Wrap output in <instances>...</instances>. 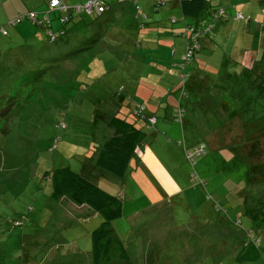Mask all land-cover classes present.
Here are the masks:
<instances>
[{
	"label": "rangeland",
	"instance_id": "1",
	"mask_svg": "<svg viewBox=\"0 0 264 264\" xmlns=\"http://www.w3.org/2000/svg\"><path fill=\"white\" fill-rule=\"evenodd\" d=\"M246 7L240 2L233 10L246 19L248 11L242 10ZM255 16L264 23V7ZM50 17L58 32L60 19L54 13ZM101 23L99 27H103ZM45 33L29 37L35 48L29 55L25 44L16 45L17 58L22 59L16 63L19 65L6 60L0 66V71L13 72L12 83L22 75V83L37 92L30 103L13 102L0 121V264H93L91 234L103 218L66 198L52 200L50 174L60 167L81 173L89 148L97 146L99 134L101 140L107 136L96 127L102 103L124 86V77L132 71L131 60L126 54L112 52L114 46L107 42L106 50L101 51L98 44L86 56V66L78 70L75 64L81 54L72 43L79 37L53 43ZM0 38L11 40L9 36ZM138 72L147 75L145 80L155 81L151 67L141 66ZM246 79L235 85L237 96H229L230 109L222 105L225 93L205 90L204 97L213 94L214 100L209 106L200 104L205 114L203 128L187 124L184 129L183 123L172 118L164 126L180 125L181 138L162 134L154 140L149 136L147 143L153 145L167 174L158 177L141 167L138 174L129 170L122 180L129 195L123 216L113 221V227L127 244L134 264H258L263 256V220L249 229L256 235L259 231L260 245L243 232L252 227L243 210L245 193L264 198L259 189L264 185V98L258 89L247 99L246 91L240 90ZM233 109L243 117L244 127L237 139H228L233 133L225 132L235 125L225 115H231ZM202 145L201 156L188 157ZM167 178L173 185H181L179 193L165 191L161 179ZM97 181L115 195L120 190L119 183ZM245 256L251 262H245Z\"/></svg>",
	"mask_w": 264,
	"mask_h": 264
},
{
	"label": "crops",
	"instance_id": "2",
	"mask_svg": "<svg viewBox=\"0 0 264 264\" xmlns=\"http://www.w3.org/2000/svg\"><path fill=\"white\" fill-rule=\"evenodd\" d=\"M63 1L72 6L87 0ZM49 2L50 0H0V24L30 10L40 13L48 11L50 15L54 13L58 19L59 12L51 8ZM112 2L105 30L99 35V40L91 49L79 54L75 65L78 70L85 67L86 56L90 55L99 45L101 51L106 50V44L109 42L108 45L114 46L110 48L112 52L126 54L131 60L129 69L132 71H130V75L127 74V77H124L125 83L122 84L124 86L102 103L104 109L101 110L96 127L102 130L100 133H107V136L101 140V134H99L97 139L99 143L97 142V146L94 148H89V154L82 160L80 170L83 175L95 183H98L97 179L100 178L111 184L119 183L120 190L116 195L123 200L125 205L129 195L126 192V184L122 182L125 178H118L99 168L96 164L98 153L106 140L115 136L122 140L125 136L123 132L131 127L138 132H144L145 138L143 137L141 142L135 146L136 154L131 160L129 170H132V174L133 171L138 174L141 167H147L155 175L161 177L164 172L167 174V169L157 158L153 145L147 143V139L151 136L154 140H158L162 134H168L176 139L182 137L183 129L180 125L172 123L171 126H164L165 121L175 118L174 109L177 106H180L185 113L181 122L184 129L187 124L190 127L199 124L203 128L202 122H205V114L201 111L200 104L204 103L209 106L210 100H214L213 94L204 97L205 90L210 92L216 89L214 93L218 92L222 95L225 93L222 105L225 110L230 109L229 96H237L235 85L240 83V80L247 78L245 84L240 85V90L246 91L247 99H251L258 89V94L264 98V23H261L260 19L255 16L256 11L264 7V0H226V6L224 0H207L208 10L213 12V10L223 7L227 16L225 20L212 23V13L207 12L202 15L198 26L212 25L211 31L203 35L202 48L195 55L190 67L185 68V71L181 67V57L187 43L184 32L188 25H195L196 20L183 14L180 0H113ZM240 2L247 4L246 8H240L245 12L248 11L246 19H238L236 15L241 12L233 10ZM219 23L221 25H218ZM10 28L8 36L11 37V40L0 38V66L4 65L6 60H12L10 61L12 65H19L16 63L22 59L17 58L20 52L16 45L25 44L26 49L31 48L33 40H29V37L31 35L38 36L41 31L45 30L44 26H37L28 21H23ZM52 28L55 30L53 24ZM45 36H47L46 33ZM16 42L18 44L12 45ZM139 59L146 63L139 62ZM141 66L151 67L155 71L154 82H151L150 79L145 80L147 75L139 74ZM161 70L165 72L160 74ZM0 72L3 75V78L0 79V102H6L5 99L15 97L20 93L16 83L22 81V75L18 77V81L12 83V71ZM183 74L186 77L185 81L180 79ZM39 81L37 79V82ZM33 93L34 89L31 88L28 94L14 98V100L25 97L23 100L30 103L37 95V92L34 95ZM248 93L250 94L248 95ZM2 98L3 100H1ZM140 105L145 107L143 115L146 118L156 117L154 124L135 114ZM96 109L98 110V108ZM233 110L231 115L237 120L230 117L229 113L225 115L229 120L231 118V123L235 125L229 128L231 123L228 124L229 130L225 134L233 133L232 136L227 137L228 139H237L244 127L243 117L239 116L238 110ZM113 119H119L117 127L123 132H117L116 127L111 125ZM256 135L258 132L254 133V136ZM258 138L259 136L255 139ZM260 145H255V147ZM263 158L264 155L262 162H264ZM161 184L169 193H179L182 188L177 182L174 185L170 183L168 178L161 179ZM259 189L264 191V185L261 184ZM243 210L252 223V227L248 230L243 228L244 234L249 238L251 231L249 229L253 230L258 225V220L264 216V198L246 192ZM257 215H259L258 219ZM239 221V223H243L241 219ZM248 248L249 245H247ZM262 255L256 261L258 264H264V253ZM243 259L247 263L251 262L250 257L245 256Z\"/></svg>",
	"mask_w": 264,
	"mask_h": 264
},
{
	"label": "trees",
	"instance_id": "3",
	"mask_svg": "<svg viewBox=\"0 0 264 264\" xmlns=\"http://www.w3.org/2000/svg\"><path fill=\"white\" fill-rule=\"evenodd\" d=\"M61 1L65 5L69 6L63 0ZM180 1L183 14L189 18L195 19L196 22L194 26L200 29L203 27L198 26L200 25L199 23L202 15L207 12L213 14L216 10H213V12L208 10L209 6L207 4V0ZM106 5L109 6V9L100 13L96 11H92L90 13H78L72 10L65 13L59 9H54L59 12L58 18L60 19L61 24L60 30L58 32L54 31L58 34L61 32L63 33L57 38V40L53 41V43L61 40L70 42V40L74 38V35H76L79 37V40H77L76 43L73 42L72 45L77 46L78 49H75V51H78V55L93 47L95 42L99 40L100 33L102 34L105 30L106 22L108 20L107 15L113 5L112 0H108ZM73 6L76 5H72L70 7ZM66 14L69 15L68 18L65 22H62L61 19ZM84 14L91 17L87 20L85 19V16H83ZM76 17L77 19H75ZM101 22H103V25H101L103 27H99ZM68 24H71V27L69 26V29H66L64 26ZM10 27H8V34L3 37H7L9 35ZM70 33L72 37H70ZM208 33L209 32L205 34ZM29 49L30 51L27 52L28 55L31 51L35 50L34 47ZM27 71H30L29 68ZM181 78L182 77L180 76V79ZM16 87L17 89L20 87L19 94L15 97L5 99L6 102H0V121L2 120L1 117L7 116L8 111L12 109L13 102L22 103L25 101L23 100L25 97H21L19 100H14V98H19L24 94H28L32 86L30 87L23 84L21 81L16 83ZM1 100H3V98ZM118 122L119 119H113L111 125L116 127L117 132H123L118 129ZM126 127L128 126L126 125ZM141 132L142 131L138 132V130L136 131L135 128L131 127L123 132L125 136L122 140H120L118 136L106 140L98 153L96 161L97 166L118 178H124L129 171L131 160L136 154V144L140 143V140H142L143 137L145 138V133L142 132L144 133L142 134ZM50 177L53 184V191L51 195L53 200L61 201L66 198L77 206L85 205L90 207L95 213H98L103 218L101 224L95 228L91 234L93 264H134L129 254L127 244L121 239L116 229L113 227V221L123 216V200L117 195L101 188L97 183L85 175L75 172L68 167L54 169L51 172ZM258 217L259 215L256 216L257 219ZM262 220L263 222L260 223L264 225V216L260 221Z\"/></svg>",
	"mask_w": 264,
	"mask_h": 264
},
{
	"label": "built area",
	"instance_id": "4",
	"mask_svg": "<svg viewBox=\"0 0 264 264\" xmlns=\"http://www.w3.org/2000/svg\"><path fill=\"white\" fill-rule=\"evenodd\" d=\"M108 0H89L86 3L78 4L76 6L70 7L65 5L61 0H50V7L53 9H59L62 12H69V11H75L78 13L85 12L90 13L92 11H96L98 13L104 12L107 9H109V6L106 5ZM68 14L63 16L61 19L62 22H65L68 18ZM226 10L223 7L217 8L213 14H212V23L220 22L221 20L226 19ZM236 17L238 19H242L243 15L241 13H237ZM23 21L31 22L37 26H44L46 34L51 39V41L57 40V38L63 33L60 34L56 33L52 28L51 18L49 12L40 13L38 11L30 10L24 13L19 14L18 16L14 17L13 19H9L5 24H0V35L4 36L8 34V27L14 26L18 23H21ZM211 23V24H212ZM212 25H204L201 29L194 26V25H188L184 35L187 39L186 48L185 51L181 57V67L185 71V68L191 64L194 61L195 55L197 52L202 48L201 39L202 36L205 35V33L211 31ZM181 80L185 81V75L183 74L181 76ZM145 111L144 105H140L137 107V110L135 111V114L139 117H142L145 119L146 117L143 115ZM184 110L177 106L174 109V117L176 120L182 122L184 119ZM150 123L154 124L156 122V117L151 116L146 118ZM204 146L196 147L193 152H190L188 154V157L191 155H198L201 156L204 153ZM258 234H254L253 231L249 232L250 239L256 244H261L262 238L260 237L259 231H257Z\"/></svg>",
	"mask_w": 264,
	"mask_h": 264
}]
</instances>
